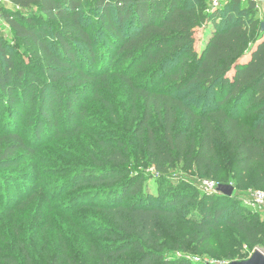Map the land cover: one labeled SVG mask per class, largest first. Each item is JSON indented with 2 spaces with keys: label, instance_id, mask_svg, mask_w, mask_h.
<instances>
[{
  "label": "trees",
  "instance_id": "obj_1",
  "mask_svg": "<svg viewBox=\"0 0 264 264\" xmlns=\"http://www.w3.org/2000/svg\"><path fill=\"white\" fill-rule=\"evenodd\" d=\"M7 1L37 12L32 17L7 9L2 15L29 50L26 56L37 59L41 78L0 39V210L12 215L17 210L15 216L34 199L33 217L39 220L42 210H54L41 224L61 227L70 242L62 243L58 255L42 257L12 230L0 243L19 251L3 255V264H193L169 257L189 249L165 234V222L176 229L186 211L188 226L201 234L199 244L225 226L250 250L264 245V218L244 205L234 203L223 218L229 197L222 193L200 195L184 182L163 187L181 162L207 181L264 189V21L253 1L230 0L218 10L209 0ZM84 4L86 12L80 9ZM221 11L225 17L218 15ZM90 15L99 23L93 24ZM45 28L52 29L51 39ZM176 61V68L166 72ZM158 76L169 83L157 85ZM111 78L127 96L125 103H116L117 111L134 110L139 101L141 114L130 136L134 144L132 139L122 147L101 141L100 157L90 150L73 167L77 185H91L97 190L89 194L102 195L100 203L84 205L99 218L74 215L71 207L60 212L53 205L56 189L44 182L34 193H9L5 169L18 164L20 152L32 156L43 134H59L63 116L78 129L86 114L85 89L92 84L93 98H103L101 84ZM35 106V121L24 120ZM140 158L158 174L150 177L157 184L155 194L142 176L125 177ZM72 239L80 241L78 248Z\"/></svg>",
  "mask_w": 264,
  "mask_h": 264
},
{
  "label": "rangeland",
  "instance_id": "obj_2",
  "mask_svg": "<svg viewBox=\"0 0 264 264\" xmlns=\"http://www.w3.org/2000/svg\"><path fill=\"white\" fill-rule=\"evenodd\" d=\"M241 2L246 3L247 0H241ZM209 3L211 7V0H209ZM241 4L236 6V12L232 14L233 17H236V13H239L237 11L239 10V7L241 8ZM7 9L19 8L14 7L9 2L0 3V39L5 43H8L12 52L16 55L15 57L19 58V60L25 59V61L29 64L28 68H31L35 74L40 76L41 68L38 66L39 63L37 64V59L26 56V54L29 55V50L21 45L5 22L2 13ZM80 9L86 12L88 10V5L84 4ZM218 9L220 8H214V10ZM259 10L261 11V8L258 9V11ZM19 11L23 13L22 16L31 15L32 17H35L37 15L35 10L19 9ZM259 12L258 16H260ZM226 14L227 13L224 11L218 12V15L221 17H225ZM248 14L249 13H245L247 19L250 17ZM90 17L93 24L99 23L96 15H90ZM89 27H92V24H90ZM45 29L48 39H51L53 37L52 29ZM177 63L178 62L176 61L170 64L165 71L169 72L174 70ZM156 83L157 85L158 83L168 84L169 81L165 82L163 76H158L156 78ZM37 84H39V81ZM101 85L102 88L99 90V93L103 95V98H93V95H91L92 90L94 89L92 84H89L87 89H85L86 93L84 94L81 103L83 105L82 108L86 111V114L85 119L83 118L84 116L80 117L81 119L76 125L79 127L78 129H74L75 126H71V123L67 119L64 120L63 116L60 119L58 126L60 131L59 134L54 135V132H46L43 134L45 135L43 140L36 146L32 156H28L26 151H22L19 154L18 164L16 166H9L5 169V171L8 172L9 177L3 183H6V186L10 187L9 193L13 194L14 189L20 193L24 191L34 193L36 190L41 188V185L44 182L50 185L51 190H53V188L56 189L57 197L53 201V205H58L57 210L60 212H63L65 208L71 207L74 215H84L87 217L89 215L93 218L98 214L93 210V208L84 207V205L93 206L96 203H100L102 195L100 194L99 196H96V192L89 194V191L97 190L91 185H77L76 180L73 177V173L75 172L73 167L79 165L78 158L85 156L90 150L91 155H102L104 151L98 147L101 141L110 146L121 144L122 147L123 145L131 144L132 139L134 144L135 140L130 136L132 135L141 114L139 101L137 102V106L134 110H131L129 109V106H126L123 111H117L115 106L116 103H125L127 96L125 92L122 91L121 87L116 88V80L111 78L109 82L102 83ZM36 88V91H38L39 85H36ZM106 101L109 105L113 106V110H109L108 107H106V105H108ZM32 103H37L36 98H33ZM37 109V106L30 108L27 111V115L24 116V120L28 117L30 121L34 122L35 116L38 115ZM246 118L250 119L251 117L249 116ZM111 120H115L114 123H112ZM108 124L109 126H107ZM154 125L156 128L159 127L157 122H155ZM181 126L186 128L185 122L181 121ZM22 127H25V125H22ZM153 175H158L155 169L140 158L139 160H134L132 162L131 170L125 175V177L142 176L149 185V191L155 194L157 192V184L154 178L150 179ZM167 178L168 184L165 182L163 187H169L172 185L174 188L178 186L179 183L184 182L186 184H191L193 187L192 190H196L200 195H216L220 193L210 190L206 186L207 180L199 176L194 171V168H184L181 162L178 163L174 170L169 171ZM13 181L14 184L12 183ZM214 184L218 187L221 183L215 181ZM226 184L232 185L234 190L232 192V196L228 199L229 203L227 202L225 204V209L222 213L223 218H225L226 213L231 205H234V203H240L246 207V211L248 213H255L258 214L260 218H264V207H260L253 200V193L256 189H253L250 186L238 188L232 183ZM49 195L50 192L48 195H43L42 198L45 200ZM30 201L31 203L29 205H31V207L20 211V213H17L15 216L14 213H16L17 210L13 213V215L6 213L5 210H0V213L2 214V219L0 220V237L11 235L13 230L19 235V241L21 243L34 248L35 254L39 253L42 257H44L47 253H49V257L51 255H58L62 249V243L69 244L70 240L65 238L64 230L61 229V227H59L58 230L52 229L51 221L46 224H41L45 219L46 214H50L52 216L54 210H42L41 218L36 220L35 217H33V212L35 207L37 208V203L34 199H31ZM43 203L45 202L43 201L41 205H43ZM185 213L186 214L184 215L187 216L189 212L186 211ZM57 215L62 214L58 213ZM186 216H184V219L178 223L176 229L173 228L172 224L169 222H165L164 224L166 236L171 240H175L174 238H177L179 241L180 238V243L186 242L187 249H189L187 254L176 250L174 253H170L169 257H184L187 261H190L193 264H227L231 261L245 260L256 250L248 249L242 239L232 229L225 226L215 232L210 240L199 244L201 234L198 229L188 226L190 221L186 218ZM64 220H66V218H64ZM92 239L101 240L98 237ZM72 241L78 248L80 241L78 239H72ZM18 251V249L8 250L4 244L0 243V264H3L1 260L3 255H15ZM259 251L262 253L264 252V245L259 249ZM240 257L245 258L238 259Z\"/></svg>",
  "mask_w": 264,
  "mask_h": 264
},
{
  "label": "built area",
  "instance_id": "obj_3",
  "mask_svg": "<svg viewBox=\"0 0 264 264\" xmlns=\"http://www.w3.org/2000/svg\"><path fill=\"white\" fill-rule=\"evenodd\" d=\"M230 0H211V9L217 8L220 5H223L227 3ZM256 4V7L258 9H263L264 10V0H251ZM2 2H8L7 0H0V3ZM206 186L212 190L213 192L218 193L217 187L212 181H207ZM253 200L255 203H257L260 207H264V190H256L253 193ZM264 254V252H263Z\"/></svg>",
  "mask_w": 264,
  "mask_h": 264
},
{
  "label": "water",
  "instance_id": "obj_4",
  "mask_svg": "<svg viewBox=\"0 0 264 264\" xmlns=\"http://www.w3.org/2000/svg\"><path fill=\"white\" fill-rule=\"evenodd\" d=\"M261 30L264 31V22L261 23ZM233 190L234 187L230 184H219L217 187V191L227 197L232 196ZM227 264H264V254L259 250H255L249 258L240 261H231Z\"/></svg>",
  "mask_w": 264,
  "mask_h": 264
},
{
  "label": "crops",
  "instance_id": "obj_5",
  "mask_svg": "<svg viewBox=\"0 0 264 264\" xmlns=\"http://www.w3.org/2000/svg\"><path fill=\"white\" fill-rule=\"evenodd\" d=\"M260 11V10H259ZM260 14V16H259V19H261V20H263V17H264V10L263 9H261V11L259 12Z\"/></svg>",
  "mask_w": 264,
  "mask_h": 264
}]
</instances>
